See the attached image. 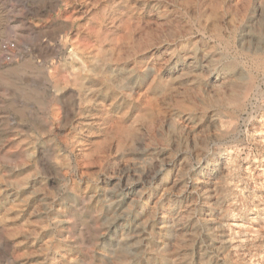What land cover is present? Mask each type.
Returning <instances> with one entry per match:
<instances>
[{
    "label": "rangeland",
    "instance_id": "1",
    "mask_svg": "<svg viewBox=\"0 0 264 264\" xmlns=\"http://www.w3.org/2000/svg\"><path fill=\"white\" fill-rule=\"evenodd\" d=\"M0 264H264V0H0Z\"/></svg>",
    "mask_w": 264,
    "mask_h": 264
},
{
    "label": "built area",
    "instance_id": "2",
    "mask_svg": "<svg viewBox=\"0 0 264 264\" xmlns=\"http://www.w3.org/2000/svg\"><path fill=\"white\" fill-rule=\"evenodd\" d=\"M15 43L9 40L4 41L0 46V54L5 61H11L14 57Z\"/></svg>",
    "mask_w": 264,
    "mask_h": 264
}]
</instances>
